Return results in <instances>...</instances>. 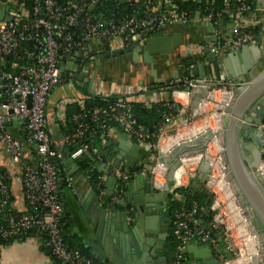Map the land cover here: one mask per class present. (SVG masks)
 Returning a JSON list of instances; mask_svg holds the SVG:
<instances>
[{"label":"built area","instance_id":"1","mask_svg":"<svg viewBox=\"0 0 264 264\" xmlns=\"http://www.w3.org/2000/svg\"><path fill=\"white\" fill-rule=\"evenodd\" d=\"M19 1V0H14ZM184 2L196 3L198 0H181ZM250 0H222L220 8L216 11L210 9L209 3L206 4L205 14L190 18L186 13L178 14L176 7L172 0H165L162 8L155 13H146L145 19L138 21L130 18L121 22L118 25H111L93 20L90 17L79 19L78 15L83 11L81 7H74V14L65 17L67 26L81 30L77 36L67 31V27L59 25L58 14L51 12L53 4L51 0H44V7L50 14L51 24L47 20L38 19L36 28L43 29L42 37L38 33L24 35L23 30L26 25H22L23 11L18 6L16 9H10L8 15L9 22H0V64L2 58H14L8 69L0 67V144L3 146L5 152L10 158L11 162L20 166V170L15 180L27 186L32 192L27 193L25 198L30 203L38 202L45 212L38 217V215H20L18 217H9L8 226L0 230V238L3 240L17 238L21 233H24L34 227H38L40 232L47 237V246L51 253L61 261L62 264H95L84 260L81 254L76 250L68 249L62 240L61 229L59 225V218L61 216V207L58 203V176L54 166L49 162L50 159L63 160V149L67 143V139H62L59 142L53 141L48 134V118L46 117V103L49 94L61 82L60 63L63 62V57L71 60H76L79 65H86L93 61V59L102 52L105 44L111 52H117L130 45L140 46L149 38L157 35H151L152 28L161 30L164 27L180 26L185 27L194 22H202V24H211L214 27L215 43L204 46L203 52L211 53L214 56L221 58L228 52L237 50L240 46L255 41L249 28L255 27L250 24L249 17L256 11L250 6ZM38 12V8L34 13ZM228 19L233 23L232 37L228 40H223L220 36V26L218 22ZM56 36L62 37L66 44L62 54L59 55V45L55 41ZM33 41L32 51L27 50L23 55H20V43ZM92 42L101 45L102 49L98 53H92L91 56L86 48ZM23 58L25 60H33L34 65L28 67H21L18 60ZM73 77L69 73L67 79ZM227 74L223 71L219 74L216 83L212 81L175 79L167 86L160 87L158 92H167L169 96L164 100V104L169 107L180 106L188 111V117L184 119L183 126H187L189 121H194L193 117L198 112L200 105L211 101L209 95L216 92H225L232 95V92L239 90L242 84L229 83ZM218 88L216 91L215 89ZM147 88H142L141 92H148ZM203 90H207L204 95ZM199 91L200 101L198 107L192 109L191 102L193 99V92ZM177 95L182 96L179 99ZM107 98V97H106ZM113 102L105 109H100L98 115H94L93 120L99 122L98 130H104L106 123L111 122L117 124L122 135L134 137L139 146L148 153L150 166L148 168V175L152 180L154 189L164 191L170 195L172 201H179L178 190L186 189L188 184L196 178L199 173V168L203 163L208 165V184L214 177L215 166L213 163H207V155L209 151V144L213 138L219 136L220 130L210 132L211 138L205 142L202 151L193 156L199 157L200 161L195 165L192 171H186L183 174V181L179 178V183L175 182L172 172L181 165L186 157H179L178 166L172 171L171 168L175 164L172 159L163 152V143H173L178 133H168V122L170 116L163 117L162 121L156 126V133L159 136L157 143L154 145L151 142L150 136L146 131H135V120L133 118V104L127 99L114 98ZM68 100H63L61 103L66 104ZM151 101L143 103V106L148 107ZM222 107V105L218 104ZM228 104L226 105V107ZM81 107L83 104L81 103ZM223 111V109L221 108ZM190 111V112H189ZM9 112H12L9 114ZM199 116V115H197ZM83 115L81 118H85ZM16 118L17 121L24 123L25 141L32 143L41 158L37 166H28L24 161V142L20 139L13 138L12 135L6 131L5 126ZM80 119L74 117V120ZM200 121V119H198ZM195 120V122H198ZM208 120V119H207ZM204 120V121H207ZM182 126V127H183ZM195 126V123L192 125ZM80 131L78 137H81L85 130L84 126H78ZM187 129V128H186ZM111 132V131H110ZM115 132V131H114ZM208 132V131H207ZM250 139L263 154V158L259 163L257 173L260 167L264 168V122L258 126L255 132L250 136ZM259 139V141H258ZM26 142V143H27ZM259 142V143H258ZM178 148V147H177ZM222 151V147H221ZM96 153V151H93ZM221 154L220 152H218ZM220 156V155H219ZM169 162L166 164L165 162ZM39 174H38V173ZM171 173V179L168 175ZM185 175V176H184ZM120 178L127 179L128 176L119 175ZM212 177V178H211ZM263 189H264V178ZM209 188V187H208ZM217 190L214 195L220 194V191L215 185H211V191ZM5 187L0 182V193L5 195ZM219 196V195H218ZM220 197V196H219ZM220 202L211 204L210 211L215 212ZM198 207L193 205L191 210L185 208H178L173 211L170 221L171 235L178 241L176 252L172 260L167 264H181L185 247L192 239L199 240L201 243L210 242L214 245L215 250L219 252V258L222 264H230L233 261V246L230 241V228H222V224L217 221L214 216L211 219L209 227L215 233L217 230L221 236H217L222 245L226 247L231 260L225 259L220 250L216 249V244L210 240L205 227H202L196 217ZM226 231V232H224ZM216 234V233H215ZM218 240V242H219Z\"/></svg>","mask_w":264,"mask_h":264},{"label":"crops","instance_id":"2","mask_svg":"<svg viewBox=\"0 0 264 264\" xmlns=\"http://www.w3.org/2000/svg\"><path fill=\"white\" fill-rule=\"evenodd\" d=\"M6 7L0 5V10H4ZM249 22L254 26L259 25L260 34L263 29H261V18L258 12L255 11L249 17ZM219 26L221 37L227 39H229L228 36L232 37L233 23L231 20L224 19L220 21ZM214 32V27L202 24V22H194L185 27H164L159 35L171 38L178 36L180 44L175 46L169 54L153 53L151 62L144 60L142 46H137L139 50L136 58L132 57L131 51L103 60H100L102 54L100 52L93 61L86 65H79L76 60L65 58L59 65L61 82L49 94L46 103L45 113L48 118L50 138L55 142L64 138L59 123L63 121L66 110L70 112L75 106L81 107V103L84 105L89 96L90 98L127 99L128 102L138 104L145 109H151L164 103V100L169 96L167 92L161 93L158 90L150 91L151 93L141 92L142 88L150 89L158 85L164 87L172 80L185 78L190 80L206 79L216 83L217 78L214 75L213 66L206 57L208 53L202 51L204 46L215 43L210 42L215 37ZM170 46L172 47V44L168 43V47L158 48L165 50ZM101 49V45L96 42H92L86 48L90 56L93 52L98 53L97 51ZM228 53L221 58H226ZM228 62L232 69L241 65V62L238 61L228 60ZM69 73H72L73 77L68 80ZM63 100H68V102L62 105ZM149 101L151 104L148 107L143 106V103ZM185 112L188 113L186 110ZM184 118L180 116L178 119H170L167 126L168 133H178L179 136L189 132L190 130L182 127ZM194 128L197 127L194 126ZM5 129L13 138L24 142V156L30 157V145L24 141V123L10 120ZM101 140L100 150H95L96 153L92 152L91 154L86 152L88 158L91 156L94 159L93 168L100 174L96 188L91 186L88 176L81 172L76 159H74L80 151L79 148L73 151L64 148L62 151L64 158L61 161L62 175L58 178V196L60 204H64L70 212V215L65 214L64 218L71 224L73 234H75L73 228H77L85 239L101 247L107 242L119 254L123 252L128 255L134 263L156 264L151 253L153 252L158 257L155 251L159 243V236H163L160 232L162 226L166 225V234L168 238L170 237V221L174 210L172 211L170 208L168 211L167 202H158L148 193L149 190L154 189L148 175L150 161L148 153L139 146L136 140L134 141L131 136L122 135L117 131L108 133L105 137H101ZM65 149L72 159L71 163H66ZM0 167L11 178L10 193L13 198V207L20 212L24 211L21 183L15 180L20 166L11 162L1 144ZM194 167L195 165L192 164L183 169V174L188 170H193ZM119 175L128 176V178L123 179ZM108 178H112L111 183H108ZM181 180L183 181V175ZM184 182L182 183L184 184ZM187 186H191L190 183ZM192 187H198L201 190L198 183ZM135 198L139 202L138 208L141 211V216L140 218L134 217L130 213L127 215V222L124 223L121 221V214H128L137 207ZM179 198V201L182 200L181 197ZM160 213H163L165 217L161 218ZM137 219H140L138 224L136 223ZM126 223L127 233L117 229L116 226L122 227ZM205 226H209V224L207 223ZM110 231H114L116 236L111 237ZM168 238H166L162 249H157L165 258H167L165 252L167 251ZM205 245L208 247L210 257L203 255ZM216 252L217 250L210 242L201 243L199 240L192 239L185 247L183 258L185 264H218L220 259L215 255ZM0 264L62 263L51 253L45 235L40 233L37 236L2 241L0 243Z\"/></svg>","mask_w":264,"mask_h":264},{"label":"trees","instance_id":"3","mask_svg":"<svg viewBox=\"0 0 264 264\" xmlns=\"http://www.w3.org/2000/svg\"><path fill=\"white\" fill-rule=\"evenodd\" d=\"M165 0H51L53 7L51 12L58 14V24L64 25L67 27V31L77 36L81 33L80 29L72 28L67 26L65 23V17L74 14V7H81L83 11L78 15L79 19H85L87 17L92 18L93 20H99L106 24L118 25L121 22L134 18L138 21L145 19L146 13H157L163 6ZM222 0H201L200 4L193 2H184L181 0H172L173 5L176 7L178 14L186 13L191 19L194 18L197 14H205L206 4L209 3L210 9L216 11L220 8ZM250 6L252 9H255L254 0H250ZM44 0H0V5L2 7H10V9H16L18 6L23 11V22L22 25H26V28L23 30L24 35H30L33 33H38L41 37L43 35L42 28H36V23L38 19H44L50 22V14L43 5ZM38 8V12L34 13V10ZM220 22H218L219 25ZM151 35H159L161 30L157 28H152ZM251 31L254 39L259 35L260 27L259 25L247 29ZM223 40H228L225 37H222ZM55 41L59 45L58 53L62 54L65 47V43L62 37L56 36ZM19 52L20 55H23L27 50L32 51L34 42L28 41L25 43H20ZM64 54H62L63 57ZM2 64L0 67L8 69L10 63L14 58L4 57L2 58ZM65 57H63V60ZM21 67H30L34 65L33 60H25L20 58L18 60ZM160 85L155 88H148V92L156 91ZM150 92V93H151ZM115 100L114 98H101V97H92L86 99L83 107L75 106L69 112L66 110L64 114L63 121L59 123V128L63 132L64 139H67L65 148L73 151L79 148V152L75 156L77 164L81 172L85 173L88 176L90 184L93 188H96L99 183L100 174L96 172L93 168V163L87 157L86 152L91 154L94 150H100L101 148V137H105L108 133L112 131L120 132V128L117 124L107 122L104 130H98L97 125L99 122L94 121V115L99 114L100 109H105L109 104ZM85 115V118H81ZM170 116V119H175L180 116L188 117L185 110L180 106H175L172 108L167 107L164 103H160L154 106L151 109H145L138 104H133V118L135 120V131L142 130L146 131L150 136L151 142L155 145L158 141L159 136L156 133V126L162 121L163 117ZM74 117H79L80 119L74 120ZM82 124L84 126L85 132L81 137H78V132L80 129L78 126ZM111 131V132H110ZM132 139L135 141L134 137ZM25 141V140H24ZM27 142V141H25ZM28 143V142H27ZM29 144V143H28ZM30 146V157L24 156V161L28 166H37L40 161L37 150L34 149L32 143ZM49 162L54 166L57 176L59 178L62 175V163L61 160L50 159ZM38 173V172H37ZM39 174V173H38ZM0 182L6 188L5 195L3 196L0 193V230L8 226L9 217H18L20 215H42L45 210L38 203H30L25 195L32 192L25 184L22 183V193L24 201V211L20 212L13 207V198L10 193L11 178L8 177L5 170L0 167ZM178 195H180V201H173V210H176L180 207L185 208V210H191L193 205L198 207V213L196 214L197 219L202 227H204L212 216V212L209 210L212 198L207 195L205 192H201L198 187L189 186L186 189L178 190ZM58 203H60L59 196L57 195ZM59 225L62 234V240L64 245L70 250L78 251L81 256L86 261L93 262L95 264H101L100 261L94 260L84 249L81 242L78 240L77 235L73 234L71 224L66 221V218H59ZM40 230L38 227H34L24 233H21L17 238H26L30 236L39 235ZM44 234V233H42ZM45 235V234H44ZM45 238L47 239L46 235ZM12 239V238H11ZM3 240L0 238V243ZM178 246V241L170 235L167 241V251L165 252L166 257L169 262L172 260ZM181 264H183V260Z\"/></svg>","mask_w":264,"mask_h":264},{"label":"water","instance_id":"4","mask_svg":"<svg viewBox=\"0 0 264 264\" xmlns=\"http://www.w3.org/2000/svg\"><path fill=\"white\" fill-rule=\"evenodd\" d=\"M114 1L116 2L117 0ZM254 2L255 9L258 10L261 18V29H263L256 37L255 41L253 43L244 44L237 50L229 52L226 58H218L211 53L206 54V57L208 62L213 66V72L217 80L219 78V74L224 71L227 74V79L229 81L232 83L239 82L242 84L241 89L232 92L231 102L224 110L225 114L219 133L222 147L220 157L225 167V175L227 176L228 182L232 186L234 194L239 197V199L243 202V205L253 217V221L250 222V227L252 229V234L257 235V232L254 228V221H256L262 227L264 232V189L262 178L257 173V169L260 161L263 158V154L258 151L257 147L250 139V136L255 132L257 127L262 125L264 122V0H254ZM200 3L201 0L196 2V4ZM8 12V7H6L4 10H0V22L10 21ZM196 16L198 17L199 14ZM209 25L212 26L211 24ZM228 37L230 38V36ZM215 41L216 38L214 37V39L210 42ZM168 43L170 45L172 44V47L170 46L165 50H160L158 48L168 47ZM178 44H180V39L178 40V36L171 38L157 35L149 38L140 46H142V50L144 52V60L151 62V55L153 53L169 54ZM138 50L139 49L136 45H130L117 52H111L108 48V45L105 44L103 51L101 52L102 54L100 55V60L116 57L117 55L124 54L128 51H131L132 57L136 58ZM228 60L238 61L239 63L241 62V65L232 69ZM83 75L85 76L86 74ZM202 92L205 95L207 90H203ZM192 96L193 99L191 102V108L194 109L198 107V103L200 101L199 91H194ZM11 113L12 112H9V114ZM193 120H198V116L195 115ZM12 121L17 122L16 118H12ZM210 138L211 133L208 131L202 137L198 138L197 142L180 144L173 153V160H175V164L172 166L171 170L173 171L174 168L178 166L176 157L179 156L187 158L189 156H195L199 154L202 151L205 142ZM65 152L66 163H71L72 159L66 149L64 150V153ZM251 156H255L256 160L251 161ZM89 158L92 163L95 162L91 156H89ZM165 163L168 164L169 162ZM168 179H171V173H169ZM149 180L151 183V178ZM111 181L112 178H108V183H111ZM207 181L208 165L203 163L199 168L198 175L190 182V185L194 186L198 183L201 186L202 192H205L203 185ZM166 189L167 187L164 188V191L153 189L149 190L148 193L150 194L151 198L157 200L158 202H167L169 205L170 199ZM207 195L210 196L209 194ZM135 201L137 206L135 209H132L128 214H121L122 222H127V215L130 213L134 217L140 218L141 211L138 208L139 202L136 198ZM60 207V218H63L65 214L70 215L69 210L64 204H60ZM160 217L163 218L165 215L160 213ZM139 221L140 219H137L136 223L138 224ZM116 227L122 232H128L127 223L125 226ZM73 231L77 235L79 241L87 253L94 260L100 261L101 264H138L134 263V261L123 252L119 254L109 243L106 242L103 244V247H101L100 245H97L81 236L77 228H73ZM166 231V225L160 228V232L163 234V236H159L157 249H162V247L165 245V240L168 238ZM205 231L207 232L210 240L220 248L223 257L225 259L231 260V255L229 254L228 250L224 245L218 242L216 234L211 230V228L209 226H205ZM114 233V231H110V236H116ZM260 238H264V233L260 236ZM157 249L155 253L158 254V257L155 256L153 252L151 253V256L155 259V263L167 264L168 259L160 254L159 250ZM208 251V247L205 245L203 255L209 256ZM259 254L264 255V250L263 253L260 250ZM258 263L263 264L262 258L258 261ZM218 264H222V262L220 261Z\"/></svg>","mask_w":264,"mask_h":264},{"label":"bare ground","instance_id":"5","mask_svg":"<svg viewBox=\"0 0 264 264\" xmlns=\"http://www.w3.org/2000/svg\"><path fill=\"white\" fill-rule=\"evenodd\" d=\"M216 94H220L222 97V102H224V104H229L231 102V96L230 94H227L225 92H216L213 94L209 95V99L210 100H214L216 97ZM179 99H182L183 97L180 95H177ZM208 105H210L209 102L207 103H203L202 105H200V108L198 110V112L201 111H205L206 108L208 107ZM223 114L221 115H216V117H214L215 121L220 124L218 125V128L216 131H219L222 125V121H223V117H224V110L226 109V106L223 107ZM204 125V126H203ZM200 127L197 128H193V130H190L189 133L183 134V135H177L176 139H173V143L169 144V143H164L163 144V152L164 154L168 155L170 158L172 157L173 153L175 152L176 148L180 145V144H189L194 142L195 139L202 137L206 132H203L202 129H204L203 127L206 126V124H203ZM209 125V122L207 124V127ZM207 127L205 128V130L207 129ZM210 127V126H209ZM215 131V132H216ZM201 133H204L202 136L200 135ZM213 145V148H215L217 150V152L221 153V142H220V138L219 136H217L216 138H213L212 141L209 144V151H208V155H211L210 149ZM191 158H195L193 156H189ZM188 157V158H189ZM198 161L197 163H195L194 165L198 164L200 161V158L198 157ZM187 160L188 159H183V161H181V165H179L173 172L172 175L173 177H175V182L179 183V178H181V176L183 175V169L187 166ZM164 162V160H163ZM216 162V161H214ZM217 163V162H216ZM217 167L219 172L222 174V178L220 179V181L218 180V188L220 189V191L222 193H224L225 197L227 198V200L229 201V211L231 213V217L232 220L234 222H236L237 226H238V230H239V236L240 237H244V238H249V241H247L248 244H252L249 245L250 249L254 252H256V255L254 258L251 257V259H242L239 260L237 259L236 261H238V264H260L258 263V261L262 258L261 255L259 254V251H263V246L260 244V242L258 241V238L252 234V229H251V224L250 222L253 221V217L251 216V214L249 213V211L246 209V207L243 205V202L239 199V197L236 196V198H232V195L234 194L232 186L230 185V183L228 182L227 176L225 175V167L223 165L222 159L220 157V160L217 163ZM259 173L261 174L262 178H264V168L260 167L259 169ZM236 195V194H234ZM261 239V238H260ZM245 245V243H244ZM250 258V257H249ZM252 259H254V261H252ZM263 260V259H262ZM233 262V261H232ZM231 262V263H232ZM230 263V264H231ZM262 264V263H261Z\"/></svg>","mask_w":264,"mask_h":264},{"label":"rangeland","instance_id":"6","mask_svg":"<svg viewBox=\"0 0 264 264\" xmlns=\"http://www.w3.org/2000/svg\"><path fill=\"white\" fill-rule=\"evenodd\" d=\"M229 83H232L231 81H228ZM216 91L218 90V88L215 89ZM210 103V105H208V107L206 108L205 111H202L200 113H196L195 115H199L198 116V119H200V121L198 123L194 121H189V124L187 126H183L184 128H187V130H193L194 126H192L194 123H195V127H200L201 125L203 124H206L205 127H203L204 129L203 132H215L218 128V124L214 117H216V115H221L223 114V111L221 110L224 109L223 107L226 106V104H224V102H222V98H221V95L220 94H216V97L214 100H211V101H208ZM218 104L222 105V107L218 106ZM190 112V111H189ZM208 119V120H207ZM204 120H207V121H204ZM209 122V125L207 127V124ZM204 126V125H203ZM210 126V127H209ZM207 127V129L205 130V128ZM181 127V129H184ZM185 131V130H183ZM189 133V132H187ZM186 134V133H184ZM204 133H201L200 135L202 136ZM183 135V134H181ZM198 139V138H197ZM197 139L194 140V142H197ZM259 141V139H258ZM259 143V142H258ZM199 145V143H198ZM192 150V149H191ZM211 155L207 156V163H213V165L215 166V169H214V177L210 180L209 182V188L207 187V184H208V181L203 185L204 187V191L205 193L209 194L212 198V203L211 204H214L215 202H220L216 209L215 212H212V216L210 217L209 219V222L208 224L210 225V222H211V219H213L214 216L217 217V221H219L220 223L219 224H222V228H230V241L232 243V246H233V262L231 264H238V261L239 260H242V259H251V257H255L257 256L256 255V252L252 251L250 249V246L249 245H252V244H248L247 241H249V238H244V237H240L239 236V230H238V226L236 224V222H234L232 220V217H231V213L229 211V201L227 200V198L225 197L224 193H222L220 191V189L218 188V180L220 181V179L222 178V174L219 172L218 170V167H217V163L218 161L220 160V154L217 152V150L215 148H213V145L211 147ZM176 159H182V158H179L176 157ZM184 159H188L187 160V166L185 168H188L189 166H191L192 164H195L197 163V161L199 160L198 157H195V158H191V157H187V158H184ZM176 160V161H177ZM175 161V160H174ZM216 161V162H214ZM184 168V169H185ZM209 168V167H208ZM189 171V170H188ZM192 171V170H190ZM185 176V175H184ZM211 185H215L218 190L220 191V194H216L214 195L212 192L214 193H217V190L212 188L213 191H211ZM189 187V186H188ZM232 198H236V195H232ZM254 226H260L259 224H254ZM226 232V231H224ZM216 235L217 236H221V233L218 232L217 230L215 231ZM218 240H219V237H218ZM219 242H222L221 240H219ZM245 243V245H244ZM223 244V243H222ZM263 253V251H262ZM250 257V258H249ZM256 258V257H255ZM237 259H239L238 261H236ZM252 261H254V259H252Z\"/></svg>","mask_w":264,"mask_h":264},{"label":"flooded vegetation","instance_id":"7","mask_svg":"<svg viewBox=\"0 0 264 264\" xmlns=\"http://www.w3.org/2000/svg\"><path fill=\"white\" fill-rule=\"evenodd\" d=\"M258 149V148H257ZM258 151H259V149H258ZM260 152V151H259ZM250 160L251 161H255L256 159H255V156L253 157V156H251V158H250ZM168 197H169V199H170V202H169V205H167V207H168V211H169V209L171 208V210L173 211V201L171 200V197H170V195H168ZM172 205V206H171ZM254 224H258L256 221H254ZM254 228H255V231L257 232V235H255L257 238H258V241L260 242V244L263 246L262 248H263V250H264V238H261L260 239V236L261 235H263V229H262V227L261 226H254ZM170 236V235H169ZM216 249H218V250H220V248L216 245ZM215 255H217L218 256V259H220L219 258V252L217 251L216 253H215ZM262 259H263V264H264V255L262 254ZM168 259V258H167ZM184 260V259H183ZM220 262V261H219ZM183 264H185V261H183Z\"/></svg>","mask_w":264,"mask_h":264}]
</instances>
